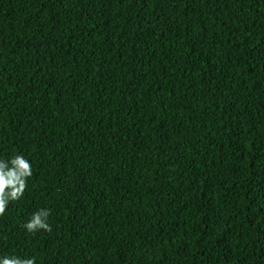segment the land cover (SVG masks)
I'll return each mask as SVG.
<instances>
[{"label":"clouds","instance_id":"1","mask_svg":"<svg viewBox=\"0 0 264 264\" xmlns=\"http://www.w3.org/2000/svg\"><path fill=\"white\" fill-rule=\"evenodd\" d=\"M33 175L31 163L23 155H14L10 160H0V216H3L10 202L19 201L25 194L27 180ZM50 210L40 209L23 225L27 232L35 234L40 230L51 232L48 222ZM0 264H36L35 258L5 256Z\"/></svg>","mask_w":264,"mask_h":264}]
</instances>
